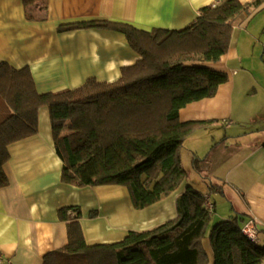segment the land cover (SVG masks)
<instances>
[{
  "label": "trees",
  "instance_id": "16d2710c",
  "mask_svg": "<svg viewBox=\"0 0 264 264\" xmlns=\"http://www.w3.org/2000/svg\"><path fill=\"white\" fill-rule=\"evenodd\" d=\"M47 3L22 0L25 18L44 20ZM262 7L264 0H218L177 30L142 31L106 20L59 26L61 33L99 29L125 37L138 59L121 68L111 83L89 78L76 89L41 94L28 67L14 69L0 61V189L8 184L3 170L7 147L37 133L38 112L45 107L62 162V183L77 188L122 186L134 210L170 195L187 175L183 145L193 132L212 123L182 122L179 112L212 98L227 81L226 73L210 66L227 53L232 22L242 15L252 17ZM205 161L193 155V170L200 174ZM209 189L219 191L211 184ZM208 202L188 185L175 201L174 219L129 231L118 242L94 245L85 242L79 208H62L57 214L65 223L67 244L45 254L42 264H209L202 245L212 217ZM95 217L96 212L89 214ZM248 222L233 212L210 228L212 264H264V240L254 242L242 232Z\"/></svg>",
  "mask_w": 264,
  "mask_h": 264
},
{
  "label": "crops",
  "instance_id": "0c3cea01",
  "mask_svg": "<svg viewBox=\"0 0 264 264\" xmlns=\"http://www.w3.org/2000/svg\"><path fill=\"white\" fill-rule=\"evenodd\" d=\"M217 1L48 0L45 19L28 21L22 0H0V61L14 69L28 67L41 94L76 89L89 78L111 83L120 77L121 68L138 59L125 37L99 29L61 33L59 26L106 20L142 31L177 30L190 25L202 7ZM237 19L232 22L227 53L210 66L226 73L227 81L212 98L185 106L179 117L182 122L212 121L185 142L191 156L206 158L201 173L193 171L219 189L208 187L201 192L212 205L209 227L233 212L242 214L255 228V242H259L264 240V77L261 72L256 78L247 61L248 54H256L264 64V41L260 48L256 33L249 29L251 17ZM246 87L251 100L244 103L236 93ZM201 140L209 144L204 151L198 149ZM7 150L3 170L8 184L0 189L2 264H42L45 254L65 246L66 226L57 214L62 208H79L87 245L108 244L122 240L129 231L149 230L174 219L177 197L188 185L198 186L187 172L177 190L145 209L134 210L122 186L77 188L62 183V162L53 146L45 107L38 112L37 133L10 144ZM213 194L223 201L221 212L212 201ZM91 212H96L95 218H89ZM204 240L212 264L209 240Z\"/></svg>",
  "mask_w": 264,
  "mask_h": 264
},
{
  "label": "rangeland",
  "instance_id": "374dc122",
  "mask_svg": "<svg viewBox=\"0 0 264 264\" xmlns=\"http://www.w3.org/2000/svg\"><path fill=\"white\" fill-rule=\"evenodd\" d=\"M243 18H245V15L238 17L237 20H242ZM243 26H245V24ZM240 27H242V26H240ZM249 29H251L254 33H256V37L258 38L257 41H259V43H260L259 47L261 48V43L264 41V7H262L256 14H254L251 17V20L249 23ZM235 32H236L235 34L237 35V30ZM248 57H249V59L247 62H249V64L252 65V68L254 69V73L256 75V78L260 77L261 72H262V77H264V64H263L262 60L260 59V56H256V54H254L253 56H250V54H248ZM246 89H248V87H246L244 90L240 89L236 93L238 95V98L241 101H243L244 103L248 102V100H251V98L248 97V91ZM235 96L236 95H234V97H233L234 99H235ZM208 145H209L208 142H205V141L203 142L201 140V142L198 145V149L200 151H204L205 150L204 147L207 148ZM188 148H189V145L187 143H185L183 145V148L181 149L182 166L185 169V171L189 173L191 180L195 184L197 183L198 186L194 185L195 189L199 192H205V191H207V188L209 187L210 184L206 180L201 179L202 177L193 171L192 166H191L192 156H191V152L188 151ZM212 201H216L217 210L221 212V210L223 209V201L215 194H213ZM214 216L221 218L219 216L218 212L217 213L215 212ZM219 218H216V220H219ZM219 221H221V220H219ZM210 228L211 227H208V230H207L205 237H204V239H205L204 241H208V233H209ZM205 246H206V243H205ZM210 255L212 256V253Z\"/></svg>",
  "mask_w": 264,
  "mask_h": 264
},
{
  "label": "built area",
  "instance_id": "2783aa9c",
  "mask_svg": "<svg viewBox=\"0 0 264 264\" xmlns=\"http://www.w3.org/2000/svg\"><path fill=\"white\" fill-rule=\"evenodd\" d=\"M262 56H264V43L262 45ZM263 61H264V59H263ZM207 207H208L209 210L212 209V206L209 204V202L207 204ZM242 232L249 239H251L252 241L255 242V233L256 232H255V228L252 226L251 222H249L248 224L245 225V227L243 228V231ZM0 264H2V263L0 262ZM5 264H7V263H5Z\"/></svg>",
  "mask_w": 264,
  "mask_h": 264
},
{
  "label": "water",
  "instance_id": "95a60500",
  "mask_svg": "<svg viewBox=\"0 0 264 264\" xmlns=\"http://www.w3.org/2000/svg\"><path fill=\"white\" fill-rule=\"evenodd\" d=\"M262 59H264V56H262Z\"/></svg>",
  "mask_w": 264,
  "mask_h": 264
}]
</instances>
